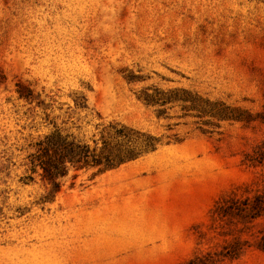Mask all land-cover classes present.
I'll use <instances>...</instances> for the list:
<instances>
[{
  "label": "rangeland",
  "instance_id": "obj_1",
  "mask_svg": "<svg viewBox=\"0 0 264 264\" xmlns=\"http://www.w3.org/2000/svg\"><path fill=\"white\" fill-rule=\"evenodd\" d=\"M54 123L159 144L54 184ZM0 168V264H264V0H0Z\"/></svg>",
  "mask_w": 264,
  "mask_h": 264
},
{
  "label": "trees",
  "instance_id": "obj_2",
  "mask_svg": "<svg viewBox=\"0 0 264 264\" xmlns=\"http://www.w3.org/2000/svg\"><path fill=\"white\" fill-rule=\"evenodd\" d=\"M18 91L20 97L30 98L28 92ZM224 117L233 116L226 114ZM158 144L159 139L155 136L119 123L104 126L100 138L93 139L92 143L54 123L50 132L31 139L29 147L33 151L28 157L32 172H37L39 167L43 181L57 184V180L64 177L70 167L75 170L96 168L97 172H102L136 159L142 153L156 149ZM27 178L33 179L31 175Z\"/></svg>",
  "mask_w": 264,
  "mask_h": 264
}]
</instances>
